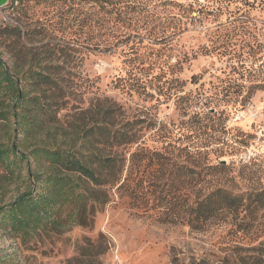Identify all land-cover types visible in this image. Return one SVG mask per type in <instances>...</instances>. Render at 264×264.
I'll use <instances>...</instances> for the list:
<instances>
[{"label": "rangeland", "instance_id": "374dc122", "mask_svg": "<svg viewBox=\"0 0 264 264\" xmlns=\"http://www.w3.org/2000/svg\"><path fill=\"white\" fill-rule=\"evenodd\" d=\"M19 2L0 9V28L23 33L0 41V58L14 71L56 67L63 87L58 101L66 106L59 139L72 132L73 121L91 127L95 113L106 109L115 108L119 127L133 124L140 140L125 150L128 159L139 154L130 162L129 183L139 196L113 190L91 227L42 231L27 240L0 218V264H82L85 251L100 254L89 264H171L174 255L214 264L237 258L234 246L252 247L232 233L230 217L202 233L192 232L187 219L196 195L264 184L261 1ZM14 129L13 122H0V145L11 144ZM219 163L232 166L228 176L207 177V165ZM26 175L0 170V207L30 189Z\"/></svg>", "mask_w": 264, "mask_h": 264}, {"label": "trees", "instance_id": "16d2710c", "mask_svg": "<svg viewBox=\"0 0 264 264\" xmlns=\"http://www.w3.org/2000/svg\"><path fill=\"white\" fill-rule=\"evenodd\" d=\"M17 1L23 3L13 0L12 7ZM228 1L243 4L246 0ZM260 1L264 5V0ZM22 34L17 27H1L0 41L21 39ZM56 70L54 65L37 64L14 71L0 58V122H13L15 127L11 144L0 145V170L17 179H23L26 170L30 188L8 207L1 206L0 218L22 240L42 231L91 227L94 216L110 203L113 190L124 191L136 199L139 196L137 186L132 188L129 184L133 171L130 162L139 154L128 159L125 150L138 144L139 133L134 131L133 124L117 125L115 108L97 111L91 127L85 119L75 120L70 134L62 139L57 136L62 129L59 116L66 106L65 101H58L63 87ZM248 139H235L234 143L244 147ZM231 168L226 163L207 165L206 176L224 178ZM263 186L246 190L222 186L196 195L188 209L187 226L192 232H206L216 222L230 217L232 233L252 243L247 249L234 246L231 251L238 256L234 260L225 258L214 264H264ZM62 211L68 213L66 218L54 217ZM245 251L252 254L242 256ZM85 252L82 264H89L100 255ZM190 258L187 263L184 257L174 255L171 264H212L205 257Z\"/></svg>", "mask_w": 264, "mask_h": 264}, {"label": "water", "instance_id": "95a60500", "mask_svg": "<svg viewBox=\"0 0 264 264\" xmlns=\"http://www.w3.org/2000/svg\"><path fill=\"white\" fill-rule=\"evenodd\" d=\"M8 4V0H0V9Z\"/></svg>", "mask_w": 264, "mask_h": 264}]
</instances>
